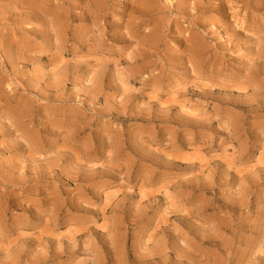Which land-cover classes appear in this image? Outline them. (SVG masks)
Returning <instances> with one entry per match:
<instances>
[{"label":"rangeland","instance_id":"rangeland-1","mask_svg":"<svg viewBox=\"0 0 264 264\" xmlns=\"http://www.w3.org/2000/svg\"><path fill=\"white\" fill-rule=\"evenodd\" d=\"M0 264H264V0H0Z\"/></svg>","mask_w":264,"mask_h":264}]
</instances>
